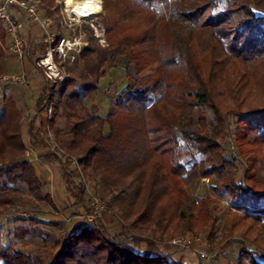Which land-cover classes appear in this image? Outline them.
<instances>
[{"label": "trees", "instance_id": "obj_1", "mask_svg": "<svg viewBox=\"0 0 264 264\" xmlns=\"http://www.w3.org/2000/svg\"><path fill=\"white\" fill-rule=\"evenodd\" d=\"M103 10L106 46H85L78 56L80 72L69 74L62 84L46 80L28 123L31 145L45 149L43 158L58 166L72 206L83 209L81 221L73 227L64 230L36 217L41 212L38 203L49 207L53 203L49 195L42 194L44 184L33 164L24 158L21 114L12 98H3L0 163L8 167H0V217L21 203L29 207L25 213L32 216L6 215L0 222V226L9 221L17 224L4 237L0 230V264H179L160 252L154 240L111 233L102 218L86 222L84 216L91 209L83 180L76 175V168H69L71 159L84 177L96 175L104 188L114 189L107 209L120 201L121 217H133L130 226L140 224L161 232L174 222L183 223L188 232L200 226L193 213L197 200L184 191L200 179L213 178L216 184L212 190L216 191L219 184L257 192L259 186L252 182L255 171L240 173L235 152L226 150L230 144L224 142L229 138L227 124L234 109L222 112L213 88L218 80L223 87L219 96H225L229 65L264 62V0H103ZM207 32L216 50L212 42L208 43L209 52L202 49ZM7 40V31L0 23V77ZM29 52L24 48L22 61L35 70ZM105 65L109 71L122 70L127 86L110 99L109 112L102 116L96 105L90 102L87 108L85 101L98 92ZM146 71L149 74L144 75ZM49 107L48 126L54 132L56 148L34 133L38 115ZM203 108L212 112L217 126L207 130L206 119L200 115L197 129H188L190 116ZM235 117L241 123L235 128L236 139H253L264 145V110ZM56 118L68 125L63 137V131L55 128ZM188 140L202 158L187 168L180 164L178 154L181 142ZM206 206V201L201 202L200 212L208 218ZM234 225L225 224V237H231ZM38 226L57 229L60 235L56 238L36 230ZM204 232L208 239L212 237L211 232ZM238 243L241 258L237 264H243L245 255L251 256L248 264H264L257 260L264 255L250 252L244 242ZM33 244H37L36 250H30ZM140 246L152 253L137 252Z\"/></svg>", "mask_w": 264, "mask_h": 264}, {"label": "rangeland", "instance_id": "obj_2", "mask_svg": "<svg viewBox=\"0 0 264 264\" xmlns=\"http://www.w3.org/2000/svg\"><path fill=\"white\" fill-rule=\"evenodd\" d=\"M19 1L32 4L40 18H47L51 22L50 31L54 32V34H56L55 36H58L59 38H77L80 50L74 62L65 63L63 69L65 79L69 74L76 76L80 72L78 56L85 46L88 45L101 48L106 46L105 26L103 24V19L106 17V13L103 10V0H99V12L88 17H81L74 12H71L72 8L67 4V0ZM75 1L81 3L83 0ZM46 12L47 16L45 17L44 14H46ZM20 25L19 33L23 40L24 48L27 47L30 50L29 54L31 56V62L36 63L37 69L33 70L26 61L23 63L22 60H17L13 55H10L7 51L10 40H7V44L6 46L4 45L3 48V56L1 60L3 76L0 78L23 76L25 80L24 83L6 80L0 82V88L3 89L1 93H4L5 91H9L10 93L17 92L14 99L19 106L18 108L21 109V121L25 120L27 124L34 116L32 112L31 114H26V107L28 104L31 102L33 104V101H30L31 94L26 93L27 83L33 76H37L40 78L41 82H43L41 90L45 86L46 80L43 74L44 70L38 66V61L45 55L47 44L43 37L37 39L33 36L34 38L31 39L32 43L29 46L28 41H26L28 37L26 35L22 36V34L27 32L29 35L30 31H28V28L26 27L23 28L21 23ZM209 42H212V48L214 47V50H216V44L215 42L210 41V34L207 32L203 37L202 45V49L205 52H209L210 50L208 47ZM9 64L12 65V67L9 68ZM22 64L25 66L26 71H22ZM153 68H155V66ZM104 70L106 73L99 81L98 92L93 95L91 99L85 101L87 108L90 106V102L96 105L102 116L107 115L109 112L110 99H113L114 96L120 94L127 86V81L122 70L113 69L109 71V68L106 65ZM228 72L229 82L227 83L228 88L225 96H219L220 93L223 92V87H221L222 85H219L218 80H216V87L213 88V97L222 112L227 108L234 109L231 111V113L233 112V117H229V122L227 124V136L229 138H226L227 140L225 139L224 142L228 141L230 144L227 145L226 150L227 152H235L236 157L238 158V162L236 163L237 170L240 173L245 170L249 174H252V172L255 171V176L252 182L259 186L258 189H256L257 192L248 187L249 192H245L243 189L236 191L237 185L236 187L227 186L223 188L222 185L217 184L219 193L216 190H212V186H215L216 184V182L214 183L213 178L200 179L194 183L193 187H184V191L194 200L199 201V198H202L199 203H197V201L193 203L195 220H197L202 229L199 226L195 228L194 232H188L184 230L183 223L174 222L169 225L164 232H161L156 230L155 227H146L140 224H137L135 227L130 226L133 217L129 220H125L121 217L120 208L123 206V203L120 201L112 203L111 208L107 209L106 203L110 202V196L114 189L110 190L104 188L99 183L98 176L96 175H91V178L84 177L81 173V168L77 166V163L69 161L70 170L76 168V175L83 180L85 186V198L88 201V206L90 207L92 197H96L104 205L105 210L102 214L101 220H104L103 222H105L111 233H129L131 235L154 240L158 244L160 252L168 254L172 260L179 264H237V259L241 258V245L238 242L246 243L250 252H257L264 255V145L258 144L253 141V139H244L240 141L239 139H236L235 133L236 126H241V123H239L240 121L235 117L236 115H240V118H243L245 113L250 112L251 110H264V62L251 65L236 63L233 66L229 65ZM147 74H149V71L144 73V75ZM64 81V79H60L56 82L62 84ZM229 85H231L230 88ZM223 86H225V84H223ZM36 95L37 94H33L32 96L36 97ZM10 96L11 95L8 97ZM235 106H238L236 110ZM3 107L4 104L0 97V116L2 115ZM46 111L47 109L38 115L34 125V133H37L39 138L44 142L49 141L48 132H50L51 136L55 139L54 132L48 126V121L51 119V115H48ZM33 113H35V111H33ZM200 115L204 116L206 119L207 130L211 129L210 127L212 125H216V123H214L212 112L207 108H203L198 114L194 113L193 116H190L189 125L187 127L188 129H197L198 116ZM55 128L63 131L61 136L63 137L64 132L68 130V125L62 119L56 118ZM56 142L57 141H55V144ZM28 149L30 150V148ZM178 155L180 164L187 168L202 158L198 148L191 140H188L187 142L185 141V143L181 142ZM0 167L7 168L8 166H2L0 163ZM250 184L251 183H248V186H250ZM22 189L25 190L24 188ZM42 194H46L45 187L42 190ZM26 200H30L29 197H26ZM203 201L207 202L206 209L209 211L208 218L202 217V213L200 212L201 202ZM23 206V203H21L10 209L7 214L0 217V222L5 219L6 215L10 214L21 218L32 216L27 214L30 212L25 213L26 208L29 207ZM38 206L41 208V211L52 210V207H49L44 202L38 203ZM67 213L68 211L61 217L62 221L60 220V223H55L64 230L74 226L73 223H71V220H77V218L67 216ZM107 216L111 217V221H109L111 223L107 222ZM228 222L230 224H235L234 227H232L233 233L230 234L231 237H225L226 235H224V227ZM32 224L33 223H21V226H33ZM15 226H17V224L11 221L2 223L0 230L3 237L9 232V230H13ZM204 226H207L204 228L207 232H211L210 236L212 237L210 239L207 238L206 233L204 232ZM36 230H43L46 234H52L56 236V238L60 235V232L57 229L38 226ZM186 236L197 238L199 239V243L202 242L203 245L201 246H195L193 244V249L195 250L197 248L203 250L208 256L207 259H201L199 253L192 249H180L173 247L170 244L171 240L183 239ZM8 242L9 240H7V243ZM30 246V250H36L37 244ZM136 251L145 255L152 253V251L145 246L136 248ZM214 260H216V262ZM241 260L243 264H248L247 261L251 260V256L245 255ZM257 260L264 263V258Z\"/></svg>", "mask_w": 264, "mask_h": 264}, {"label": "built area", "instance_id": "obj_3", "mask_svg": "<svg viewBox=\"0 0 264 264\" xmlns=\"http://www.w3.org/2000/svg\"><path fill=\"white\" fill-rule=\"evenodd\" d=\"M10 10H24L27 16L35 23L38 24L43 32L42 37L47 44V50L43 57L38 61V66L44 70V78L47 81H59L64 79V65L65 63L74 62L79 53V45L77 38H59L55 36L54 32L50 31L51 22L47 18H40L36 9L32 4L19 1V0H0V23L7 31L8 38L10 40L8 53L13 55L17 60H22L24 56V43L20 36V23L11 15ZM11 80L13 82L24 83L23 76H10L0 78V82ZM48 115H51V107L46 111ZM49 144L56 148L55 139L48 132ZM24 157L27 161H32V154L29 149L24 152ZM72 163H76L74 159L70 160ZM91 212L85 215L84 219L88 223L94 222L96 219L101 218L105 210L104 205L96 197H92L90 202ZM173 247L180 249H193V244L203 245L199 243V239L191 236H186L183 239H174L170 241ZM199 253L201 259H207L208 256L203 250L195 249Z\"/></svg>", "mask_w": 264, "mask_h": 264}, {"label": "crops", "instance_id": "obj_4", "mask_svg": "<svg viewBox=\"0 0 264 264\" xmlns=\"http://www.w3.org/2000/svg\"><path fill=\"white\" fill-rule=\"evenodd\" d=\"M11 14L13 15L16 20L22 24L23 28L26 27L28 28V31H30L29 35L27 32H24L22 34L26 35L28 39L29 46L31 45V39L34 37L39 39L42 38L43 32L38 26L37 23L33 22L25 13L24 10H10ZM25 28V29H26ZM34 36V37H33ZM9 68L12 67V65L9 64ZM22 71L24 70L23 65L21 66ZM40 78L37 76H33L31 80L28 81L27 83V91L26 93L31 94V100L33 101L30 104H28L26 114H32L34 115V103L35 99L37 96L40 94L42 84ZM2 88H0V97L3 102V98H11L16 104L17 109L19 112H21L19 106L16 103V100L14 99V96L17 94V92L10 93L9 91H5L4 93L2 92ZM24 93V92H23ZM33 94H37L36 97L32 96ZM11 95L10 97H8ZM28 96L27 94H25ZM33 105V106H32ZM3 111V108H2ZM21 114V113H20ZM2 116V115H1ZM0 116V117H1ZM25 121V120H24ZM23 120H20V134H21V140L23 145L25 146L26 149L30 148L31 154H32V161H30L41 179L42 183L44 184V187L46 188V194L49 195V197L52 200L53 207L52 210H46V211H41L40 213L37 214V218L40 219L42 222H53L57 223L60 220L62 221V216H64L65 212L68 211L67 216H72L74 218H77V220L72 221L73 225L78 224L81 221V214L83 209L80 207L72 206V199L67 195L65 189H64V183L60 175V171L56 163L50 161V160H45L43 158L44 154L46 153L45 149L41 146H36L33 147L31 145L30 138L28 136V123L26 124V121L24 122ZM25 158V157H24ZM69 202V203H68ZM9 218L15 217L13 214L7 215ZM69 219V218H68ZM107 222L111 221V217L107 216ZM3 220L2 222H4ZM104 220H102L103 222ZM60 223V222H59ZM105 227L109 230V228L106 226L105 222H103ZM111 223V222H109Z\"/></svg>", "mask_w": 264, "mask_h": 264}, {"label": "bare ground", "instance_id": "obj_5", "mask_svg": "<svg viewBox=\"0 0 264 264\" xmlns=\"http://www.w3.org/2000/svg\"><path fill=\"white\" fill-rule=\"evenodd\" d=\"M67 4L71 6V12H74L76 15L81 17H88L94 15L100 10V1L91 0L90 6L85 7L86 4H89V0H83L81 3L76 2L75 0H67Z\"/></svg>", "mask_w": 264, "mask_h": 264}, {"label": "snow or ice", "instance_id": "obj_6", "mask_svg": "<svg viewBox=\"0 0 264 264\" xmlns=\"http://www.w3.org/2000/svg\"><path fill=\"white\" fill-rule=\"evenodd\" d=\"M69 2H71V0H69ZM91 0H89V4H86L85 7L90 6Z\"/></svg>", "mask_w": 264, "mask_h": 264}]
</instances>
